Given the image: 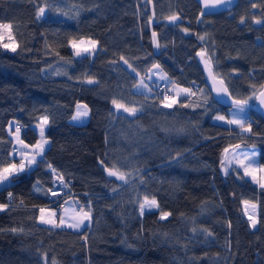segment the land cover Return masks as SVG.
Masks as SVG:
<instances>
[{
	"label": "trees",
	"instance_id": "1",
	"mask_svg": "<svg viewBox=\"0 0 264 264\" xmlns=\"http://www.w3.org/2000/svg\"><path fill=\"white\" fill-rule=\"evenodd\" d=\"M172 13L179 18L166 22ZM198 14L195 0H0V24L11 26L0 28V170L14 161L10 120L33 143L47 117L50 140L10 175L30 177V190L13 188L10 202L0 196V264H264V187L225 169L226 154L242 146L255 147L264 165V122L250 109L248 132L211 121L224 107L195 57L203 52L230 95L251 101L264 81V0ZM82 37L96 47L74 56L69 42ZM153 63L190 86L170 108L156 87L132 89ZM77 100L88 108L84 123L69 121ZM113 166L127 183L108 175ZM57 177L90 209L79 230L37 222L29 199L47 203ZM145 196L158 207L141 214ZM243 201L256 204L254 228Z\"/></svg>",
	"mask_w": 264,
	"mask_h": 264
},
{
	"label": "rangeland",
	"instance_id": "2",
	"mask_svg": "<svg viewBox=\"0 0 264 264\" xmlns=\"http://www.w3.org/2000/svg\"><path fill=\"white\" fill-rule=\"evenodd\" d=\"M174 14L177 15L179 18L178 13H172V14L165 16L164 20L166 22H174V21H170L168 19L169 16L174 15ZM153 32L154 31L151 30L152 48L154 50H157L159 48V44L157 42L156 36H155V38L153 37ZM91 41H94V40L91 38H88V37H82L79 39L70 40L69 45L71 47L73 55L78 56L77 55L78 51H79V55H81L83 53L93 52L95 48H92L91 43H90ZM74 44L76 45V47L73 46ZM85 48L89 49V51H84ZM120 61L128 69H130L132 72L135 73V71L132 69V67L129 65V63L128 62L125 63V61H126L125 59L120 58ZM156 66H158V67H156ZM160 81H163L166 84V87L168 88L169 92L171 93L170 96L168 97V100H165L166 96L163 97V101L165 103H168L173 99L175 101H177L180 96L187 95L190 91V86L182 85V84L176 83L175 81H172L171 78L159 66L158 63H153L152 65H150L144 74H142V75L138 74L137 79L135 80V82L132 86V89L133 90L137 89V90H135L137 92L149 94V93L156 91L155 89H153V87ZM185 90H187V91H185ZM75 105L76 106L77 105L83 106L86 104L80 100H77L74 104L73 111H72V113H73L74 108H75V114L70 115L69 121L73 122V123H84L87 120L88 116L85 118H81V119H76V120L73 119V117L76 115V112H77V108L75 107ZM71 116H72V119H71ZM220 116L224 117V119L223 120L217 119V117H220ZM245 118H248V120H251V115L248 111V108L242 104H237V103H233L229 106H226V107H224L223 110H216L210 115L211 121L222 124V125L230 126V127H235L238 129L239 132H248L250 129V123H249V121L245 120ZM233 120L240 121L243 124V127H241V124H238V123H229V121H233ZM11 123L13 124L12 120H10L7 124L8 132H10ZM45 124L46 123L44 122V117L40 118L39 121L37 123H35V129H37V131L39 133L38 141H36V143H35L36 145L38 142L44 144V141H47V145H48L50 142L49 138L44 133L42 135L40 132L41 128H43V127L45 128ZM17 129H18V131H17ZM13 132L15 133L14 134L15 138H14V136L12 137V142H13L12 143V146H13L12 149H14V148L17 149V151L19 152V156L21 158H24L25 154L33 155L34 151L39 150L38 148H36V145L32 146L31 145L32 143L26 142L21 137V131L19 128L13 127L12 133ZM47 145L43 148V150L47 147ZM40 154H41V152L39 153V156H40ZM21 163H22V161L17 160V161H12L9 165L15 164L17 166V168H19ZM233 163L237 164L236 166H238V167H243V174L247 177L249 176L250 178H252L254 183L257 186L264 187V165H262V164L257 165V160H255L252 151H243V150L242 151H238V150L229 151L226 154V158H225V169H230L231 166H235V165H233ZM63 200H64L63 201L64 206H62L61 213H59L60 216L58 214L59 225L56 226L57 220H56V218H54L53 207L47 205L45 202H44V204L40 205L38 208L37 213L39 214V216H38L37 222L42 224L41 216H43L45 220L49 219V220L54 222V223L50 224V226L73 229V228H70L71 227L70 225L77 222L81 209H84V211H88L89 209L80 205L77 198L73 195H67L66 197H64ZM77 206L79 209H77ZM242 206H243L244 215L247 217L248 222L251 223V221L249 220V216H252L254 218V215H255L254 203L250 202V201H245L242 203ZM41 209H44L45 211L42 213L40 211ZM73 217H75V218H73ZM39 218H40L41 222H39ZM61 219L64 220L63 224L60 223ZM90 221H91V212H90V219L84 220L83 223L80 225V227H76L74 229L79 230V229L83 228L85 225L89 224ZM65 223L66 224L68 223L67 225H69V226H64ZM44 225H46V224H44Z\"/></svg>",
	"mask_w": 264,
	"mask_h": 264
},
{
	"label": "snow or ice",
	"instance_id": "3",
	"mask_svg": "<svg viewBox=\"0 0 264 264\" xmlns=\"http://www.w3.org/2000/svg\"><path fill=\"white\" fill-rule=\"evenodd\" d=\"M203 3L205 5V7H207L210 3L213 5L219 4V3H221V0H203ZM253 7H256V5L253 4ZM39 12L42 14L44 12V8H40ZM168 19L170 21H176L178 19V16L174 14V15L169 16ZM241 22H243V17L241 18ZM257 23H259V21H257ZM10 27H11L10 25L0 24V28H10ZM185 31H187V29H185ZM155 36H156V33L153 32V37L155 38ZM200 38L203 39V37H200ZM90 43H91L92 48H95L96 42L91 41ZM73 46L76 47L75 44ZM5 47H8V45H5ZM15 50L16 49L13 47L12 51H15ZM84 51H89V49L85 48ZM77 55H79V51L77 52ZM125 63H127V61H125ZM156 67H158V66H156ZM88 82L92 83L93 81L89 80ZM185 91H187V90H185ZM224 91L226 92L227 89H224ZM258 98L260 99V102L262 104H264V92H262L260 94V97H258ZM165 100H168V97H165ZM175 102L176 101L173 99L170 102L165 103V107L170 108V107H172V105ZM112 103L115 105L117 110L123 109L124 112H128L132 115H134L137 111L135 108L126 107L124 104L118 103L116 100H113ZM235 103L245 104V103H247V101H236ZM87 116H88L87 105H83V106L77 105V112H76V115L73 117V119L74 120L81 119V118H85ZM217 119L223 120L224 117L220 116V117H217ZM44 122L47 123V117L44 118ZM229 123H238V124H241V127H243V124L238 120L229 121ZM17 131H18V129H17ZM41 134L43 135V129L41 130ZM44 143H46V141H44ZM36 148H38L40 151H43V143L38 142L36 145ZM31 162H33V161H29V163H31ZM101 163H103V162H101ZM23 168H24V164L22 162L20 164L19 168H17V166L15 164H12L10 167H7V168L0 170V182L6 181L8 179V177L13 172L22 171ZM105 171L108 173L109 176H115V177H117V179L127 183L125 174L116 170L115 166H113L112 168L105 167ZM9 195H11V193ZM5 207H6V205L0 204V209H3ZM139 207H140L141 214H143L146 209H152L154 207H158V204H157V201L155 200V198L149 199L147 196H145L143 199V202L140 203ZM40 211L43 213L45 210L41 209ZM168 215H170V213H162L161 218L162 219L166 218ZM88 219H90V209L88 211H84V209H81L77 222L70 225V226L71 227H80V225L83 223V221L88 220ZM41 220L44 223H54L51 220H45L43 216H41ZM249 220L251 221V226L254 228L256 226L257 221L252 216H249ZM60 223L63 224L64 220L61 219ZM13 231H16V229H13ZM193 231H195V229Z\"/></svg>",
	"mask_w": 264,
	"mask_h": 264
},
{
	"label": "water",
	"instance_id": "4",
	"mask_svg": "<svg viewBox=\"0 0 264 264\" xmlns=\"http://www.w3.org/2000/svg\"><path fill=\"white\" fill-rule=\"evenodd\" d=\"M195 1L199 6L198 17L202 14L230 10L237 2V0H221V3L219 4L213 5L210 3L207 7H205L203 0ZM195 57L201 67L203 82L214 101L223 107L229 106L236 101H246L236 99L230 95L224 83L213 74L212 69L208 64V60L203 52H196ZM224 89H227V91L225 92ZM262 92H264V81L262 82L261 87L255 93L254 98L242 105L258 114L264 122V104H262L258 98Z\"/></svg>",
	"mask_w": 264,
	"mask_h": 264
},
{
	"label": "crops",
	"instance_id": "5",
	"mask_svg": "<svg viewBox=\"0 0 264 264\" xmlns=\"http://www.w3.org/2000/svg\"><path fill=\"white\" fill-rule=\"evenodd\" d=\"M135 90H137V89H135ZM164 103V105H165V102H163ZM75 107L77 108V106L75 105ZM75 114V108H74V112L72 113V115H74ZM71 119H72V116H71ZM13 121V120H12ZM13 127H16V128H19V127H17L16 126V123L13 121V124L11 123V125H10V132H8V134L10 135V137H11V140H12V137L14 136V138H15V133L13 132L12 133V130H13ZM34 127H35V125H34ZM20 129V128H19ZM43 129V133H44V127L43 128H41V130ZM36 131H37V129H35ZM41 132V131H40ZM37 134H38V138H39V133H38V131H37ZM38 138L36 139V141H38ZM36 141L35 142H33L31 145L33 146V145H36L35 143H36ZM13 143V142H12ZM47 145V141H46V143H44L43 144V148L45 147ZM234 151V150H238V151H252V153H253V155H254V158H255V160H257V151H256V148L255 147H253V146H242V147H236V148H233V149H231L230 151ZM41 152V154H42V151H40V150H36V151H34V153H33V155H31V154H25L24 155V158H21L20 156H19V152H18V157H17V159L16 160H14V161H17V160H20V161H22L23 163H24V168L23 169H26V168H28V167H30L32 164H33V162H34V160L39 156V153ZM40 154V155H41ZM29 161H33V162H31V163H29ZM233 165H237V164H235V163H233ZM258 165V164H257ZM11 165H8V166H6V167H4V168H7V167H10ZM236 167H238V166H236ZM4 168H2V169H4ZM241 171H242V173H243V167H238ZM1 169V170H2ZM16 172H19V171H15V172H13V173H16ZM12 173V174H13ZM247 177V176H246ZM247 178H249L253 183H254V181H253V179L252 178H250L249 176L247 177ZM31 183H32V179L30 178V177H25V178H23V179H20V180H12L11 178H10V176L8 177V179L6 180V181H2V182H0V196L3 194V192H5V191H11L12 192V190H13V188H20L21 186H22V188H24V190H25V193L26 192H28L29 190H30V186H31ZM17 196H20V194L19 195H17ZM30 198V197H29ZM33 204H37V206H38V208H39V206L40 205H42V203H40V198H36V197H31L30 199H29ZM243 202H245V201H243ZM254 205H255V211H256V204L254 203ZM64 206V205H63ZM62 209V208H61ZM53 212H54V210H53ZM59 213H61V210H60V212ZM64 213V212H63ZM65 215V214H64ZM38 216H39V214L37 213V219H38ZM59 216H60V214H59ZM59 216L57 217V221H56V226L57 225H59V223H58V220H59ZM73 218H75V217H73ZM254 219H255V215H254ZM47 220H49V219H47ZM256 220V219H255ZM39 222H41V220H40V218H39ZM42 224H46V225H49L50 226V224H52V223H44L43 221H42ZM68 224V223H67ZM66 223L64 224V226H69V225H67ZM250 224V226H251V223H249ZM252 227V226H251ZM70 228H76V227H70ZM253 228V227H252Z\"/></svg>",
	"mask_w": 264,
	"mask_h": 264
},
{
	"label": "built area",
	"instance_id": "6",
	"mask_svg": "<svg viewBox=\"0 0 264 264\" xmlns=\"http://www.w3.org/2000/svg\"><path fill=\"white\" fill-rule=\"evenodd\" d=\"M156 88L162 94L163 97L165 96L169 97L171 94L169 90L166 88V85L164 82H158L156 84ZM19 126L21 125L19 124ZM17 154H18L17 151L14 150L12 158H16ZM68 193L70 194L72 192L70 191L68 183L61 177L55 178V180L51 183V185L46 188V201L53 206L54 211H55V214H54L55 218L57 217L58 212L63 205L62 197ZM9 194L10 192L4 193L6 202L11 201V195ZM0 204L3 205L5 203H0Z\"/></svg>",
	"mask_w": 264,
	"mask_h": 264
}]
</instances>
